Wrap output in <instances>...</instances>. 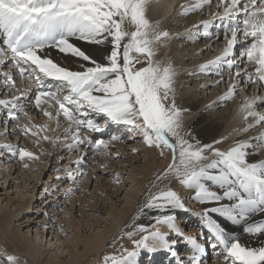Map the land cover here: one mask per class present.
I'll return each mask as SVG.
<instances>
[{"label":"snow or ice","instance_id":"6c2138e0","mask_svg":"<svg viewBox=\"0 0 264 264\" xmlns=\"http://www.w3.org/2000/svg\"><path fill=\"white\" fill-rule=\"evenodd\" d=\"M153 2L159 4V0H0V37H3L0 43L7 49L0 47V76L8 91L20 92L13 75L3 71L6 62L11 59L12 66L25 80H31L33 72L39 73L35 76L40 89L34 96L35 107L40 109L42 103L48 108L55 107V116L47 109L43 110V115L56 119L57 127L59 117L68 121L65 140L71 133V142L65 146L69 150L88 143L101 154H108L110 141H93L81 135L82 129L103 130L100 123L89 118L91 114L101 116L105 122L126 126L129 132L140 135L147 147L157 149L161 157L167 149L172 163L156 179L162 181L174 175L183 186L194 190L196 201L220 205L205 208L201 213L205 227L215 240L210 247L221 249L217 255L225 264H264V244L249 247L239 239L231 240L226 227L211 216L217 213L235 225H246L244 231L250 235L264 237V221L256 223L254 220L256 214L264 215V161L249 159L257 150L264 151V131L251 140L236 141L227 150L215 147L226 138L210 144L184 138L182 113L185 110L177 107L175 98L176 69L170 60L165 63L156 59L159 48L167 47V41L180 34L161 30V20L153 22L148 18L149 5ZM211 4L212 0H194L192 4L180 5L181 15L203 11ZM218 7L223 8L222 14L216 15L226 27V46L220 55L202 64L199 71L219 75L226 69L240 77L243 69L234 53L239 34L252 38L240 54L255 65L252 74L245 72L246 82L264 89V0H219ZM195 27L198 32L203 30L204 37H212L210 21ZM188 37L196 39L191 31ZM85 44L97 46L95 56L83 47ZM47 50L73 58L80 70L61 66ZM41 76L58 82L68 94L60 98L56 90L45 87ZM237 92L236 84L232 83L222 99L230 101ZM18 99L17 96L11 100L0 99V106L8 109V117L14 120L19 119L13 111ZM258 105L264 108V95L244 99L239 110L246 122H252L237 131L247 133L257 127L264 129V111L258 110ZM22 114L28 117L26 111ZM23 131L27 135L31 129L24 125ZM31 134L36 136L35 132ZM42 139L53 144L61 142L59 137L47 135ZM121 139L117 135L110 138L111 141ZM0 149L18 156L21 161L39 159L22 147L5 144L0 145ZM75 163L79 165L82 161ZM24 167L29 164L24 163ZM69 176L74 179L71 173ZM212 185L222 191H213ZM154 187L156 191L149 193L140 210L141 213L146 210L160 213L154 217V225H141L138 231L147 234L133 240L134 248L123 249L119 258L105 255L102 264H137L141 250L156 252L161 248L174 257L179 254L169 238L159 228H153L163 224L183 238L171 213L187 209L174 190ZM134 235L127 233L129 238ZM189 242V264H203L205 245L191 237ZM7 261L20 264L15 255H8Z\"/></svg>","mask_w":264,"mask_h":264},{"label":"bare ground","instance_id":"6f19581e","mask_svg":"<svg viewBox=\"0 0 264 264\" xmlns=\"http://www.w3.org/2000/svg\"><path fill=\"white\" fill-rule=\"evenodd\" d=\"M213 2L215 4L211 5H215V8L210 11L211 14L207 13L209 6L203 9L204 14H206L204 15L205 17L200 16L199 13L202 11H195L193 13L194 15H191L192 17L182 18L184 15H181L182 8L180 5L192 4L193 2L189 0H159V4L153 2L149 5L147 15L153 22L156 20L162 21L160 25L161 30L180 34L179 36L174 35L171 40L167 41V47H160L157 56H159L158 60H162L165 63L170 60L176 69L175 84L177 83L176 90L179 96L178 107L185 110L182 113V121L183 126L188 129L189 140L195 138L201 144H210L213 141L226 138L222 140V143L215 145V147L221 150H227L236 141L251 140L253 137L258 136L260 131H264V129L259 127L255 131L250 130L247 133L237 131V129H242L246 123L252 122L251 120L246 122L243 119V113L239 110L244 99L254 95H264V89L246 82L244 73L252 74L255 65L247 62L240 54L245 51L252 38H244L239 34L234 53L237 54V63L244 72L241 71L240 77H236L226 69L222 70L219 75L214 74L212 76L199 71V67L202 64L220 55L226 46V40L223 43L217 44V40H219L218 34L225 33L226 29H224L223 23L220 22L219 16L216 15L218 13L222 14L223 8L219 7V10H217V2L219 0H212ZM204 21L211 22L210 31L213 33L212 39L217 34V38L213 41L212 39L209 41L210 38L202 35V29L198 32L195 27L201 25ZM215 22H217V26H215ZM190 31L196 36L195 40L188 37ZM228 35L230 36V33ZM199 36H201L200 39H203V43L198 41ZM2 39L3 37H0V41ZM213 44H217V46L213 47ZM2 45L0 43V47L4 46ZM83 47L94 56L96 55L95 49L97 46L85 44ZM47 51H49L51 57L61 66L73 70H80L79 63L73 58H65L53 50ZM3 71H7L13 75L20 92L8 91L3 77L0 76V99L11 100L13 96L19 97L16 101V109H13L19 119L14 120L8 117V115V118L5 117L8 109L0 106V145L8 144L14 147H22L39 157L41 154L44 157L46 155L47 158L43 164H35L36 167H33L32 165L34 163L31 162L29 163V167L25 168L24 163H26V159L22 165H19V167L16 166V170L12 173V170L6 171L7 167L1 165L3 162L1 160L3 157L2 153L3 155L6 154L9 156L10 154L7 150L0 149V180L6 178L8 181V190L11 191V188L14 189L16 179L20 178V182L15 188V200L19 202L16 205L17 208L15 210L12 208L4 209L0 201V264H4L2 258L7 259L8 255H13L11 253L12 251H16V253L23 257V259L19 258L20 263L94 264L103 255L102 253L105 249L112 245V243L118 242V238L124 230V222L133 217L135 213L136 216H139L143 206H139L142 195L149 188L155 177L161 173L159 170L168 167L172 163L171 154H166L165 157L163 156L162 161H159L157 159L159 156L156 154L154 148L147 147L141 139L140 143H133L137 139V137L132 136L134 133L129 132V130L125 132V128L122 131L120 127L124 125H115L111 122L101 124L102 127L105 126L107 129L104 128L100 132H86L83 129L81 130L82 136L89 137L93 141L99 139L110 141L108 154H101L92 144L88 143L78 149L69 150L65 146L66 143L71 142V133L67 134L68 139L67 141L65 140V129L68 127V121L63 116L59 117V127H57L56 119L46 117L43 115L41 108L37 109L35 107L34 96L40 90L37 86L35 76L39 75V73L33 72V78L31 80H25L19 75L18 70L12 66L11 59L6 62ZM41 82L46 88L56 90L60 98H63L68 93L67 89L65 90V87L62 85H59L55 89L58 82L54 80H49L41 76ZM232 83H235L238 88L237 94L230 101L223 100L222 97ZM34 87L37 88L34 89ZM21 92L23 96H21ZM42 105H44V109L52 111L53 116H55V107L48 108V105L43 103ZM257 107L258 110L264 111V108H261L259 105ZM23 111L28 113V117L22 114ZM95 115L91 114L89 118L95 117ZM3 120L5 121L4 124ZM24 125H28L31 129L27 135L23 131ZM32 132H35L36 136H33L31 134ZM110 132H114V135L120 136L122 139L119 141H111L110 137L113 133L108 138L105 136V134H109ZM125 133L128 135L123 137ZM45 135L52 138L59 137L61 142L57 144L50 143L48 140L42 139ZM129 137H134V139L127 140ZM37 140H39V143H37ZM125 143L127 144L125 145ZM58 145L65 146L63 151L66 150V154L60 155L63 151L57 150ZM126 147L129 150L125 149ZM133 148H137L139 151L133 152ZM40 152L42 153L39 154ZM117 153L119 154V158H117ZM11 157H13L12 162L14 163L16 161L17 164L18 156L11 155ZM53 157H55L54 160L59 159V161L57 162L56 160V163L51 164L50 161L53 160ZM249 159L252 162L264 161V151L257 150V154L249 157ZM76 161H82V163L77 165L75 163ZM207 162L205 161V163ZM62 163H64V166ZM48 164L53 165L55 168L54 174L61 183L59 187L63 186L60 189L62 192L57 190L55 183L49 184L48 181L43 182L45 175L44 169ZM11 165H8V169L13 168L14 164ZM62 171L66 172V178H62V174H65L64 172L61 173ZM69 173L72 174L74 179L69 176ZM62 180L63 182H61ZM158 187L160 188V186ZM175 188L176 192L178 190L183 191V194H180V198L184 204L187 203L190 205V209L188 208L189 212L187 213L181 209H177L171 213L175 216V220L178 216L177 221L179 223L176 221L175 223L183 234L184 239L163 224L155 225L153 230L159 228L169 238V242L174 245L177 252L180 248L178 242L181 239L184 240L186 243V248L184 247L183 249L185 254H178L174 257L169 251L161 248H158L156 252L141 250L140 255L137 257V264L141 261V255L144 254L149 256L147 260L145 259L147 261L146 264H159V262L163 261L165 255L167 261L162 264H171L169 260H174V264H189V257L191 256L189 238L198 239L194 235H201V230L206 228L205 219L201 213L204 212L205 208L220 206L219 204H202L196 201L194 199V190L183 186L180 180L175 183ZM211 188L213 191H222L215 185H212ZM40 189H43L40 195L46 196L48 194V197L46 196L44 199L46 204H43L42 209L35 206L37 201L44 197L42 196L39 199L35 198L37 191ZM154 191H156V187L152 188L150 192ZM107 193L108 195H112L110 199L108 197L103 198ZM53 197H58L59 200H63L65 210L70 211L71 219H73L71 222L66 223V225H63V223L57 220L63 213L59 211L57 207L58 202L54 201ZM146 199L143 201V204ZM221 203L228 202L222 201ZM195 204L197 205L195 206ZM4 207H10V205L5 204ZM104 207L109 208L105 209ZM102 212L106 216V220L109 221L110 227L106 228V231L95 229L90 234L85 233V224L93 227L94 224L98 223L99 217L97 215L99 216ZM76 213H79L78 217L75 216ZM159 214L156 211L146 210L143 213L144 226L154 225V217ZM183 214L186 217L182 216L181 218ZM27 215H29L25 221L28 224L27 227H31L34 223L38 231L34 239L28 238L23 233L22 224L18 222ZM211 216L218 223L226 227V231L231 240L239 239L249 247H259L264 244V237L253 236L244 231L246 225H235L217 213H211ZM188 218L189 222L187 223ZM254 220L256 223H260L264 221V215L256 214ZM183 225L189 228L188 232L185 231ZM41 230H44V232L39 238ZM207 233L212 235L209 231ZM48 237L51 238L49 244L54 247V256L52 254L51 258L44 262L43 252L45 251H41L39 243H36L34 240L41 241L43 238ZM54 239H57V241H54ZM200 240L197 241L205 245V242ZM185 243L181 241L179 244ZM61 248L63 252L65 251L64 249L68 252L70 248H74L75 253L71 255V260H68L69 262L66 260L63 261V255L60 256V253H58ZM129 249L132 250L131 248ZM217 251L221 250L218 249ZM213 254L215 255L214 257L218 256L214 249ZM169 255L170 258H168ZM181 258H186L187 260L185 262L187 263L183 262L185 259L182 260ZM203 264H209L205 259V255L203 256ZM216 264H225V261L224 259L217 258Z\"/></svg>","mask_w":264,"mask_h":264},{"label":"rangeland","instance_id":"374dc122","mask_svg":"<svg viewBox=\"0 0 264 264\" xmlns=\"http://www.w3.org/2000/svg\"><path fill=\"white\" fill-rule=\"evenodd\" d=\"M177 1V0H176ZM190 2H194V0H189ZM219 2H217V4H218ZM212 4H215V2H213ZM187 5H188V3H187ZM215 5H210L209 6V9L207 10V13H209V14H211V12L210 11H212L215 7H214ZM211 7V8H210ZM217 10H219V7H218V5H217ZM194 12H192L191 14H189V15H186V16H183L182 18L183 19H186V18H189V17H192L191 15H194L193 14ZM205 12H204V10L202 11V12H200L199 14H200V16H203V17H205L204 15H206V14H204ZM217 22H215V24H216ZM218 24H216L215 26H217ZM184 32V31H183ZM216 36H217V34H216ZM215 36V38L214 39H216L217 37ZM212 37H213V35H212ZM212 37L209 39V41H211V39H212ZM225 33H219L218 34V39L219 40H217V44L218 43H223V41L225 40ZM201 38V36H199V39H198V41H201V43H203L204 41H203V39H200ZM214 39H212V41L214 40ZM217 44H213V47H216L217 46ZM156 59H159V56H157L156 57ZM137 67H141L142 65H136ZM4 68V67H3ZM243 72V71H242ZM244 73V72H243ZM245 74V73H244ZM209 76H212V75H209ZM59 85H61V84H59V83H57L56 84V88L55 89H57V87L59 86ZM176 86H177V83L174 85V87H175V94H176V96H175V98H176V105H177V107H178V104H179V96L177 95V90H176ZM35 88H37V87H34V89ZM65 90H66V88H65ZM68 93H66L65 95H67ZM3 96H4V94H3ZM43 109H44V105H41V110L43 111ZM1 110V109H0ZM40 115V114H39ZM5 117H7V114H6V116ZM40 117V116H39ZM96 117V118H95ZM95 117H92L91 119H95L94 121H96L97 123H100V124H105V123H108V122H105V119L104 118H102L101 116H98V115H95ZM8 118V117H7ZM97 119V120H96ZM103 122V123H102ZM5 123V121L3 120V124ZM20 127H21V125H19ZM103 128V130H104V128H106L105 126H103L102 127ZM123 128H125V132H127L126 130H128L127 129V127L126 126H121L120 127V130H122L123 131ZM107 129V128H106ZM105 129V130H106ZM86 131V130H85ZM86 132H88V131H86ZM188 129H186L184 126H183V128H182V134L184 135V138L185 139H190L189 137H188ZM112 133H113V135H114V132H110L109 134H105V136H107V138H108V136H110V135H112ZM112 135V136H113ZM126 135H128V134H123V137L124 136H126ZM132 136H134V137H137V139H136V141L135 142H133V143H140L141 141H140V139L142 140V138H141V136L140 135H137V134H134V135H132ZM104 137V136H103ZM134 137H129V138H127V140L128 139H134ZM111 138V137H110ZM125 140V139H124ZM114 143V142H113ZM128 143V142H127ZM127 143H125V145L127 144ZM65 149V146H61V145H58L57 146V150H59V151H63ZM125 149H128V147H126ZM129 150V149H128ZM154 150H155V152H156V154L159 156L157 159L159 160V161H162V159L165 157V155L166 154H169V151L167 150V149H165V154H164V157H161V155H159V151L157 150V149H155L154 148ZM66 150L65 151H63V153H61L60 155H64V154H66ZM42 152H40L39 154H41ZM76 155H77V153H76ZM2 163H1V165H3V166H6L7 168V170L6 171H9V170H12L11 172L13 173L15 170H16V166L17 167H19V165H22L23 164V161L21 162V160L20 159H16L17 160V164H16V161L13 163L12 162V160H13V157H11V155L9 156V155H3V153H2ZM39 157V156H38ZM10 158V159H9ZM46 158H47V156L45 155V157L43 156V154H41L40 155V157H39V159L38 160H26L25 162L26 163H31V162H33L34 163V165H32L33 167H36V165H39L40 163L41 164H43V162L46 160ZM161 158V159H160ZM55 159V157H53V160L52 161H50V163L51 164H53V163H56V160H54ZM20 160V161H19ZM59 161V159L57 160V162ZM18 162H19V164H18ZM60 162H61V160H60ZM11 164H14L13 165V168H9L8 169V165H11ZM36 164V165H35ZM62 165L64 166V163H62ZM61 165V166H62ZM11 167H12V165H11ZM48 167L50 168L49 170H48ZM167 168L168 167H165V168H163V169H161V170H159V171H161V173H160V175H162L163 173H164V171H166L167 170ZM47 169V170H46ZM45 170V175H44V178H43V182L44 181H48V183L49 184H52V183H55V185H56V188H57V190H59V191H61L62 192V190H60V189H62V187L63 186H61V187H59L60 186V182L58 181L59 179L58 178H56V175L54 174V170H55V168L53 167V165H50V164H48L47 166H46V168L44 169ZM65 173L64 175L62 174V178H66L67 177V175H66V172L65 171H62L61 173ZM21 176V175H20ZM20 179V178H19ZM19 179H16V183H15V186H14V189H12L11 188V191H9L8 190V187H7V185H8V181L6 180V178H3V179H1L0 180V196H1V205H2V207L4 208V209H9V208H12L13 210H15L17 207H16V205L19 203V202H17L15 199H16V196H15V188H16V186H17V184H19V182H20V180ZM5 180H6V182H5ZM64 180V179H63ZM63 180L61 181V182H63ZM177 182H179V179L178 178H176L174 175H170L167 179H165V180H162V182L161 181H158L157 179H156V177H155V179L153 180V182L151 183V185L149 186V188L146 190V192L142 195V197H141V201H140V204H139V206H142L143 205V201L148 197V195H149V193H150V191L152 190V188H155L154 187V185L155 186H160V188H162V189H172V187H174L172 190H174L175 192H176V188H175V183H177ZM43 187V186H42ZM10 189V188H9ZM42 190L43 189H40V190H38L37 191V195H35V198H37V199H39V198H41L42 196H44V195H40V192H42ZM14 192V194H12L13 192ZM53 191H55V190H53ZM106 192V191H105ZM109 193V192H108ZM108 193L103 197V198H106V197H108L109 199H110V197L112 196L111 194H109L108 195ZM179 196H180V194L182 193L183 194V191L182 190H178V192H176ZM3 194V195H2ZM13 196H15V197H13ZM47 197H48V194L46 195ZM46 196H44L41 200H39V201H37V204H35V206L36 207H38L39 209H42L43 208V204H46L44 201V199L46 198ZM147 196V197H146ZM49 198H51V197H49ZM47 200V199H46ZM53 200L54 201H57L58 202V208H59V211L61 212V213H63V214H61L60 215V217L57 219L58 220V222H60V223H63V225H66V223H69V222H71L72 221V219H71V215H70V211H66L65 210V207H64V205H63V200H59L58 199V197L57 198H54L53 197ZM5 204H9L10 205V207H4V205ZM100 204V203H99ZM99 204H98V206H99ZM197 204H195V206H196ZM19 206V205H18ZM185 207H186V213L187 212H189L188 211V208L190 209V205L189 204H187V203H185ZM101 208V207H100ZM105 209L106 208H109V207H104ZM193 211H194V208H193ZM74 212V211H73ZM179 215H180V213H179ZM28 216L29 215H27V216H25V217H23L20 221H18V222H21V224H22V229H23V233H25V235L28 237V238H32V239H34L35 238V234L38 232L37 230H36V225L33 223L32 225H31V227H27L28 226V224L27 223H25V221L27 220V218H28ZM75 216H79V213H76L75 214ZM182 216L183 217H186L184 214L183 215H181V218H182ZM73 217H74V215H73ZM97 217H99V220H98V223H96V224H94L93 225V227H89V226H87V224H85V226H84V232L85 233H87V234H90L93 230H98V229H100L101 231H106V228H109L110 227V225H109V221H107L106 220V216H104V213L102 212L99 216L97 215ZM178 217V216H177ZM177 217H176V222H178L177 220ZM143 218H144V216H143V213H140L139 214V216H136V213L134 214V216L133 217H131V218H129V220H126L125 222H124V230H123V232H122V235L118 238L119 240H118V242H114V243H112V245H110L107 249H105V251L102 253L103 255H101V257H99L98 258V260L94 263V264H102V260H103V257L105 256V255H116L118 258L123 254V249H128V250H130L129 248H131V249H133L134 248V244H133V240H139L143 235H146L147 233H142V232H139L138 231V229H139V227L141 226V225H144V223H143ZM82 221H83V219H82ZM35 222V221H34ZM189 222V218L187 219V223ZM195 222H198V221H195ZM179 223V222H178ZM20 224V223H19ZM140 225V226H139ZM183 227H184V229H185V231H187L188 232V230H189V228L186 226V225H183ZM29 228H31V229H29ZM238 228H240V226H238ZM63 229H65L64 227H63ZM70 229V228H69ZM207 230V231H206ZM39 232H40V230H39ZM43 232H44V230H41V233H39V238L42 236V234H43ZM129 232H132V233H135V235L132 237V238H129L128 236H127V233H129ZM208 232V229L207 228H204V229H202L201 230V235L200 234H195L194 235V237H196V238H198L197 240H200V241H204L205 242V247H208L207 249H206V253H205V259H206V261L207 262H209V264H216V262H217V258L218 259H223L221 256H217V257H214L215 255L213 254V248L212 247H210V245L211 244H213V243H215V240H214V237L212 236V235H210V234H208L207 233ZM63 234V233H62ZM45 236H46V234H45ZM205 237V238H204ZM179 238V237H178ZM182 239H184V238H182ZM181 239V241H183V243H185V241L184 240H182ZM51 240V238L50 237H48V238H43L41 241H39V240H34L36 243H39V245H40V248H41V251L43 250V251H45V252H43V254H44V262H46L47 260H49L50 258H51V255L54 253V251H53V249H54V247L51 245V244H49V241ZM214 240V241H213ZM54 241H57V239H54ZM54 241H52V242H54ZM181 241H179L178 242V245H179V249H178V252H179V255L180 254H185V251L183 250L184 249V247L186 248V243L185 244H179ZM213 241V242H212ZM54 244V243H53ZM52 246V247H51ZM64 249V248H63ZM65 251L63 252L62 251V248L58 251V253H60V256L61 255H63V257H64V259H63V261H70L71 260V255H73L74 253H75V250H74V248H70L69 250H68V252H67V250L66 249H64ZM217 250L218 249H216L215 250V253H217ZM221 250V249H220ZM13 255H15L16 257H18V258H20V259H23V257L22 256H20L18 253H16V251H12L11 252ZM21 253H23V252H21ZM53 256H54V254H53ZM166 256V255H165ZM164 256V258H163V261L162 262H159V264H162V263H164V262H166L167 261V257H165ZM149 256L148 255H146V254H144V255H141V261L139 262V264H146V262L147 261H145V259L147 260V258H148ZM180 257V256H179ZM143 258V259H142ZM168 258H170V255H169V257ZM182 259V258H181ZM185 259V260H184ZM182 260H184L183 262H185L187 259L186 258H183ZM210 260V261H209ZM216 260V261H215ZM2 261H3V263L4 264H9V262L7 261V259H4V258H2ZM68 261V262H69ZM169 261H171V264H174V260L172 261V260H169ZM185 263H187V262H185ZM20 264H27L26 262H21Z\"/></svg>","mask_w":264,"mask_h":264}]
</instances>
